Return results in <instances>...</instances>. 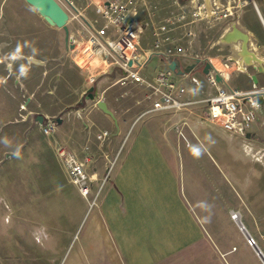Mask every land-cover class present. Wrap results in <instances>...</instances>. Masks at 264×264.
I'll list each match as a JSON object with an SVG mask.
<instances>
[{"label":"rangeland","instance_id":"1","mask_svg":"<svg viewBox=\"0 0 264 264\" xmlns=\"http://www.w3.org/2000/svg\"><path fill=\"white\" fill-rule=\"evenodd\" d=\"M193 1L197 0H183L185 13L193 10L196 4ZM203 1L198 0L199 3ZM74 2L83 17H95L90 0H74ZM256 2L264 17V0H256ZM217 7L216 17H211L210 20L201 19L200 24L194 27H183L177 35L178 43L184 51L182 56L190 63L187 64V71L190 72L194 67L191 75L197 73L201 78L198 82L192 81L188 84L189 91L198 89V93L192 96L198 100L194 109L196 116L182 112L163 113L168 116L167 118L154 113L146 115L150 100L147 98L148 90L141 85L131 84L121 91L114 88L110 90V95L115 97L123 95V92L126 93L121 98L122 101L115 103V110L124 114V119L121 118L122 122L125 118L129 120L122 125L124 132L128 129L127 134L131 133L132 126L138 121V124L145 121V125L155 130L163 127L165 121L168 122L170 130L167 139L177 147L176 155L178 153V157L190 161L191 164L194 163V165L184 166L185 189L190 194L198 191L210 193L209 200L213 201V204L205 208L209 210L205 216L209 218L218 247L233 255L232 264H242L239 258L240 241H243L250 249L255 247L249 246V239L257 243L260 240L264 244V165H261L264 163V106L248 135L234 136L225 132L226 138L218 132L209 134L211 131L209 124L212 127L218 126L205 122L204 101L213 93L214 88L203 72L205 65L213 62L219 72L230 73L227 84L231 87L244 90L264 87V84H255L252 79L260 77V73H263L261 70H264V28L254 18L259 15L252 0H220ZM178 8L174 1L166 0L164 3L154 0L151 6L153 15L147 27L149 29L140 41L142 50H147L154 41V24L161 21L163 17L175 15ZM202 17H205L204 13ZM1 18L3 20H0V32H3L7 30L8 17ZM241 18L242 21H240ZM70 25L77 26V21L72 23L69 21L68 26ZM234 28L248 36L247 50L251 56L249 63L246 62L242 53L243 42L239 41L240 39L235 41L238 42L237 46L227 43L229 42L227 34L237 35V31L231 32ZM7 35L3 39L9 46L5 47V52L16 46L19 50L22 49L21 51L37 53L36 38L43 39L50 45L52 42L58 43L59 40L56 32L47 30L40 34L33 33L26 36L24 40L28 43L21 44L20 41L18 45H14L16 42L8 33ZM230 43L233 42L230 41ZM225 65L228 67L226 68ZM95 70L96 67L93 65L90 71L94 72L92 73L94 75ZM212 70L220 75L215 67ZM15 88L12 73L0 61V264H6L4 260L7 254V241L28 237L41 239L79 237V224L86 220L95 221V212L100 207L103 182L98 181L99 176H108L113 167L112 162L107 165L108 159L115 160L120 157L122 149L120 147L110 155L113 151L103 143L110 136V133L105 132L108 124L94 117L93 112L96 110L93 109H97L96 103L86 102L85 97L81 101L82 104L74 105L60 115L62 122L65 118L68 128L74 126L76 129L74 138L68 145H59V140H55L57 119L46 117L42 124L39 123L37 117L43 114L40 110L33 109L32 103H25L24 108L19 109L21 97L18 93L21 94V92L18 87L16 90ZM11 90H15L14 94H11ZM176 114H182L184 119L179 123L168 121L171 115ZM51 123H54V127L50 126ZM86 123L91 127L87 134ZM34 128L40 129L38 136L30 132ZM49 128L50 132L46 134L45 129ZM162 131L161 128L160 133ZM104 133H107L106 136ZM33 135L36 138L31 139ZM123 136L124 133H121L120 137L123 138ZM32 140L41 142L44 146L40 149L26 146ZM125 140L126 137L121 141ZM235 141L244 148L241 156L248 158V163L240 164V161L234 160L236 155H233L232 147L229 145L230 147L228 146L226 150V147L223 148L221 144ZM85 143L88 149H85ZM47 149L52 152H47ZM63 150L77 155L84 163L90 187L87 197L81 195L78 186L71 180L64 160L60 156ZM206 158L216 161L225 159L230 162H228L229 165L212 167L207 165ZM193 160H199V162H191ZM36 171L40 173V181L37 180L38 176L32 175L33 172L36 174ZM48 171L50 175L56 177L57 189L52 195L47 188L48 181L45 178ZM22 175H27L26 179L22 178ZM27 180L30 187L28 185L24 191L22 186H25L23 183ZM35 186H38L40 191H35ZM27 191L29 192L25 195ZM235 216L243 217L251 235L246 236L238 228L233 219ZM57 227L58 230H55Z\"/></svg>","mask_w":264,"mask_h":264},{"label":"crops","instance_id":"2","mask_svg":"<svg viewBox=\"0 0 264 264\" xmlns=\"http://www.w3.org/2000/svg\"><path fill=\"white\" fill-rule=\"evenodd\" d=\"M155 1L166 3V0ZM171 1L173 2V0ZM252 1L259 15V17L254 18L264 28L262 12L256 0ZM179 6L180 8L185 6L183 0H180ZM63 8L65 9L64 6ZM1 17L8 18L6 21L7 30L0 32V61L10 70L14 77L15 87L20 89L21 94L18 93L21 97L19 109L24 108L25 103H32L33 109L42 112L43 115L39 116L44 119L46 117L57 119L55 140H59V145H68L74 138L73 134L76 128L74 126L68 128L65 118L62 122L59 117L74 105L82 104L81 101L85 97L86 102L96 103L97 109H93L96 110L93 112L94 117L105 122L104 124H108V129L105 132L110 133V136L103 143L113 151L110 155L114 154L120 147L122 148L120 157L115 160L113 158L108 159L107 165L112 162L113 166L108 176H99L98 181L103 182L100 207L95 212V221L86 220L79 224V237L49 239L28 237L7 241L5 263L232 264L233 255L220 250L209 218L205 216L209 212L205 208L213 204V201L209 200L211 199L210 193L198 191L190 194L185 189L184 166L191 163L188 160H183L180 156L178 157V153L176 155L177 147L173 142L168 141L167 137L170 130L167 125L168 122L165 121L163 127H158L155 130L151 126L145 125V121L139 124L138 121L132 126L131 133L127 134L128 129L124 132L122 125L123 122L129 120L125 118L122 122L121 118L124 117V114L115 110V103L122 101L121 98L126 93L123 92V95H116L115 97L110 95V90L118 88V91H121L125 87L115 83L119 76L118 72L112 71L108 74L97 75L96 83L94 85L89 84L88 72L81 70L73 61V55L66 42V32L47 23L26 0H0V20H3ZM83 18L88 22H93L96 17ZM79 24L68 26L69 32L79 29ZM239 25L241 26V23ZM148 29L144 31L143 35ZM245 29H247L246 26ZM47 30L59 35L58 43L52 42L50 45L43 39L36 38L38 41L37 53L24 52L16 46L5 52V47H9L7 42L3 41L8 36L7 33L16 42L14 45H18L20 41L21 44L28 43L24 40L26 36L33 33L40 34ZM180 31L176 32V36L180 34ZM152 43L153 41L147 50L140 48L141 52L148 54L152 49ZM237 43L229 44L237 46ZM172 63L176 64L177 81L186 87L187 92L184 100L198 101L192 97L193 94L198 93V89L189 91L188 84L192 81L198 82L201 78L197 73L191 75L192 69L194 70L192 64L191 67L193 68L190 72L187 71V64L190 63L182 55L169 58L159 54L149 55V61L142 74L145 78L153 80L158 69L169 68ZM211 64L217 69L213 62ZM221 65L223 66V64ZM261 71L263 73H260V77L256 78L258 85L264 84V70ZM92 73L94 72L91 71V75L95 76ZM204 75L207 74L204 73ZM220 76L222 83L227 84L230 73L222 72ZM91 87L94 88L95 100L88 98V90ZM15 90H11V94H14ZM214 92L215 90L211 95ZM99 101L106 104L108 112L103 111L98 106ZM196 105L188 107L182 113L196 116L197 114L194 112ZM151 106L152 101L150 100L146 115L153 113L148 112ZM154 114L164 115L163 113ZM182 119H184L182 114H176L171 115L168 121L179 123ZM92 123L94 124V122ZM218 127H212L209 124L211 130L209 134L218 132L227 138V132ZM90 128L86 123V134L90 132ZM161 128L164 131L162 133H160ZM39 130V128H34L30 132L38 136ZM121 133H124L123 138L120 137ZM34 135L31 136V139L36 138ZM124 137L126 140L128 139L127 142L126 140L121 141ZM124 144L126 145L123 147ZM221 144L224 146L223 148L226 147V150L229 145L232 147L233 155L237 156L234 157V160L240 161V164L248 163V158L241 156L244 148L240 147L237 141ZM26 146L40 149L44 145L32 140ZM84 146L85 149H88L86 143ZM47 152L52 151L47 149ZM7 157H11V155H7ZM205 161L207 165L212 167L222 164L229 165L228 162H230L225 161V159L216 161L212 158H206ZM191 162H199V160ZM32 175L38 176V181L41 180L39 171H36V174L33 172ZM26 176L22 175V178L26 179ZM45 178L48 181L47 188L50 189L51 195L52 193L55 194L57 189L56 177L50 175L48 171ZM23 184H25L22 186L24 191L28 185L30 187L28 180L24 181ZM35 191H40L38 186H35ZM241 220L245 229L248 230V234L251 235V231L242 216ZM55 230H58V227ZM239 245V258L242 264H264L256 250L258 248L264 256V244L260 240L258 243L256 242L253 249H250L243 241H240Z\"/></svg>","mask_w":264,"mask_h":264},{"label":"built area","instance_id":"3","mask_svg":"<svg viewBox=\"0 0 264 264\" xmlns=\"http://www.w3.org/2000/svg\"><path fill=\"white\" fill-rule=\"evenodd\" d=\"M90 1L97 17L93 22L83 18L74 0H57L62 7H65L69 21L80 23L79 29L69 33L67 44L74 63L81 70L89 73V84L96 83V75L118 72L116 84L141 85L148 90L147 98L152 101L148 112L153 113H181L198 103L184 100L186 87L177 81L176 71L171 70L170 67L158 69L153 80L145 78L142 72L147 66L149 55L159 54L167 58L183 55V48L176 36L177 30L187 26L194 27L201 19L216 17L220 0H208V2L204 0L202 3L198 0L193 1L196 4L188 13L180 8V0H173L179 6L178 12L154 24V41L148 54L141 52L139 45L144 31L150 25L153 0ZM202 13L205 17H202ZM93 65L96 67L95 76L91 75L90 71ZM225 67L227 68L228 65ZM219 74L222 75L221 72ZM216 76L217 73L213 70L207 74L215 92L204 101L205 120L231 135H248L264 106V87H256L249 91L233 89L226 83L218 82ZM50 126L54 127V123ZM49 132L50 128L45 129L46 134ZM106 134L104 133V136ZM60 156L64 160L71 180L78 186L81 195L87 197L90 187L84 163L77 155L65 150ZM248 244L251 247L256 246L253 239H249Z\"/></svg>","mask_w":264,"mask_h":264},{"label":"water","instance_id":"4","mask_svg":"<svg viewBox=\"0 0 264 264\" xmlns=\"http://www.w3.org/2000/svg\"><path fill=\"white\" fill-rule=\"evenodd\" d=\"M30 5H32L39 13L40 15L49 23L51 26L57 27L59 29H63L66 32V42L68 43L69 40V28H68V23H69V14L67 11L57 2V0H26ZM237 31L240 33L243 37L239 40L243 42L242 45V53H243V48H245V51L247 54H244V57L246 59V62L249 63L251 56L249 55V52L247 50V42H248V36L240 32L237 28H234L231 32ZM227 42V41H226ZM230 43V42H227ZM249 56V57H247ZM254 57V56H252ZM255 60L257 58L254 57ZM170 69L173 71H176V64L172 63L170 66ZM213 67L211 64L207 63L204 68V73L208 74L210 71H212ZM216 79L218 82H222V78L220 75L216 76ZM254 82L257 84V79L256 77L253 78ZM94 88L91 87L88 90V98L90 100H95V96L93 95ZM263 102L262 100H260ZM98 106L105 112H108L106 104L103 101L98 102ZM44 118L42 116L38 117V121L42 123ZM257 254L259 257L262 259L264 263V256L261 253V251L256 248Z\"/></svg>","mask_w":264,"mask_h":264},{"label":"bare ground","instance_id":"5","mask_svg":"<svg viewBox=\"0 0 264 264\" xmlns=\"http://www.w3.org/2000/svg\"><path fill=\"white\" fill-rule=\"evenodd\" d=\"M226 37L228 38V41L229 42L231 41V42L234 43L236 40L241 39L243 36L240 33L237 32V35H235L234 33H229V34L226 35ZM243 53L244 54H247L246 51H245V49L243 50ZM247 57H249V56H247ZM233 219L236 221V223L238 224L239 228L243 231V233L246 236H248L249 235L248 234V231L244 228L240 216H235Z\"/></svg>","mask_w":264,"mask_h":264}]
</instances>
